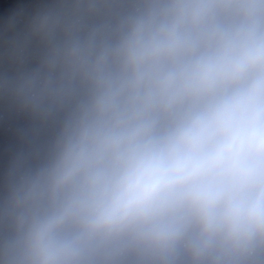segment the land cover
<instances>
[{"label": "clouds", "instance_id": "9594fccd", "mask_svg": "<svg viewBox=\"0 0 264 264\" xmlns=\"http://www.w3.org/2000/svg\"><path fill=\"white\" fill-rule=\"evenodd\" d=\"M0 264H264V0H0Z\"/></svg>", "mask_w": 264, "mask_h": 264}]
</instances>
